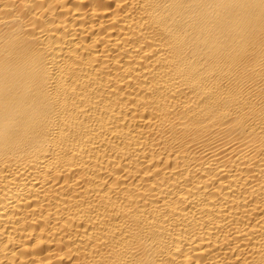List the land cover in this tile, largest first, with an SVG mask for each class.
Segmentation results:
<instances>
[{"label": "bare ground", "instance_id": "obj_1", "mask_svg": "<svg viewBox=\"0 0 264 264\" xmlns=\"http://www.w3.org/2000/svg\"><path fill=\"white\" fill-rule=\"evenodd\" d=\"M0 264H264V0H0Z\"/></svg>", "mask_w": 264, "mask_h": 264}]
</instances>
